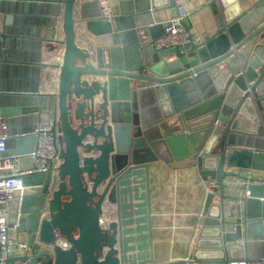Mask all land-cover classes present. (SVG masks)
I'll return each mask as SVG.
<instances>
[{"label":"water","instance_id":"obj_1","mask_svg":"<svg viewBox=\"0 0 264 264\" xmlns=\"http://www.w3.org/2000/svg\"><path fill=\"white\" fill-rule=\"evenodd\" d=\"M103 1L127 18L124 27L104 19ZM155 1L0 0L63 11L58 85L27 97L37 105L33 112L53 116L61 162L55 171L25 176L26 192L1 207L9 227L28 238L22 256L8 262L153 264L148 169L157 161L215 181L190 261L163 264L264 260V180L249 178L248 198L226 184L245 181L252 170L264 173V0L245 10L218 0L209 40L165 57L152 43L164 26L144 16ZM76 14L90 33L85 48L76 45ZM5 24L0 49L9 37ZM1 114L10 117L4 107ZM17 142L29 146L4 155L27 156L31 166L36 137ZM58 239L69 248L51 249Z\"/></svg>","mask_w":264,"mask_h":264},{"label":"crops","instance_id":"obj_2","mask_svg":"<svg viewBox=\"0 0 264 264\" xmlns=\"http://www.w3.org/2000/svg\"><path fill=\"white\" fill-rule=\"evenodd\" d=\"M256 0H235L242 10L247 9ZM22 4V3H20ZM152 12L144 14L150 17L154 25L165 24L177 12V5H182L189 14L184 20L190 32L199 36V42L204 43L216 32V18L219 13L218 0H156ZM2 5V6H1ZM0 5V26L2 22L8 32L4 49H0V100L1 107L6 109L7 148L11 152L25 149L28 142L17 140L20 136H32L37 122L34 104L27 97L36 94L53 92L58 85L59 47L51 43L53 35V17L62 15L60 6L53 12L52 6L30 4L28 6L2 3ZM115 19L121 27L127 23V18L119 17L117 9L112 10ZM76 45L85 48L84 39L90 35L83 23L75 16ZM130 42V41H129ZM132 45H126L128 48ZM53 47H56L52 50ZM189 46L180 47L185 52ZM152 50V48H150ZM175 49H162V57L173 56ZM51 64V67L45 66ZM43 107L42 105H38ZM51 115V113H50ZM264 139V129H260ZM262 146V145H260ZM16 154V153H14ZM23 156L20 166L30 168V161ZM7 172L0 171V178ZM256 179L264 180V173L249 171ZM245 174V172L243 173ZM150 218L152 235L153 264H163L190 258L198 232V219L206 194L207 182H203L197 169L185 165H167L157 161L148 169ZM24 191L23 193H25ZM22 194L16 193L14 197ZM7 213V210H6ZM9 235L18 242H27V235L10 230ZM12 250V258L22 256Z\"/></svg>","mask_w":264,"mask_h":264},{"label":"built area","instance_id":"obj_3","mask_svg":"<svg viewBox=\"0 0 264 264\" xmlns=\"http://www.w3.org/2000/svg\"><path fill=\"white\" fill-rule=\"evenodd\" d=\"M177 12L168 20L164 26V33L162 36L156 38L153 43V49L160 51L162 49H174L175 47H184L191 44H199V36L196 33L190 32L185 25L184 20L188 19L189 14L183 8L182 5H177ZM101 10H103V17L107 21H111L115 18L112 10L109 8L108 3L103 1L101 3ZM152 12V9L149 10ZM53 35L51 43L59 47V55H57V61L61 65L62 53H63V28H62V15L53 17L52 23ZM37 122L33 132L31 133L36 137V144L32 150V153L28 155L31 160L30 168H22L20 166L21 158L24 155H4L7 150V141L9 134H7V120L1 114V100H0V171H6L7 173L0 178V264H26L27 260L20 262H8L9 258H12V250L16 253H24L27 249V242H18L16 239L9 235V231L13 230L9 227L6 221V209H2L5 202L11 198H14L16 193L23 194L28 189L24 185V177L28 175H34L38 173H47L48 171H55L56 167L60 164L58 143L55 140V136L51 133L55 125V120L50 113L44 109L37 112ZM217 124V122H215ZM252 176L249 172L246 174L245 181L226 180V184L229 187L235 189V195L238 198H248L249 191L247 189L250 183L249 178ZM215 181L207 182L206 193L209 192ZM103 223V220L100 222ZM59 246L61 249H68L69 244L63 240L58 239L55 243L50 244V248ZM189 262V258L185 259ZM228 264H264L263 259H242L232 260Z\"/></svg>","mask_w":264,"mask_h":264}]
</instances>
